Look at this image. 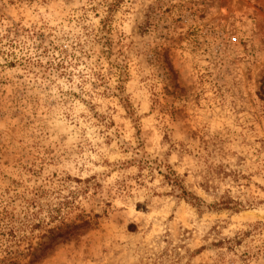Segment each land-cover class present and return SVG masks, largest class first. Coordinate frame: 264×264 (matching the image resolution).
Here are the masks:
<instances>
[{
  "label": "rangeland",
  "instance_id": "rangeland-1",
  "mask_svg": "<svg viewBox=\"0 0 264 264\" xmlns=\"http://www.w3.org/2000/svg\"><path fill=\"white\" fill-rule=\"evenodd\" d=\"M0 264H264V0H0Z\"/></svg>",
  "mask_w": 264,
  "mask_h": 264
},
{
  "label": "trees",
  "instance_id": "trees-1",
  "mask_svg": "<svg viewBox=\"0 0 264 264\" xmlns=\"http://www.w3.org/2000/svg\"><path fill=\"white\" fill-rule=\"evenodd\" d=\"M196 199V198H195Z\"/></svg>",
  "mask_w": 264,
  "mask_h": 264
}]
</instances>
